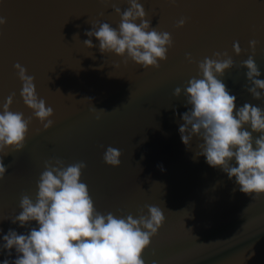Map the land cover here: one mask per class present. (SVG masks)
Instances as JSON below:
<instances>
[{
    "label": "water",
    "instance_id": "1",
    "mask_svg": "<svg viewBox=\"0 0 264 264\" xmlns=\"http://www.w3.org/2000/svg\"><path fill=\"white\" fill-rule=\"evenodd\" d=\"M141 3L151 27L173 37L174 47L158 69L144 70L132 61L125 65V58L102 54L95 37L96 47L84 46L91 23L99 20L113 28L120 23L101 0H0V16L7 18L0 28V105L14 92L10 110L25 118L33 115L20 96L22 85L13 68L19 62L35 77L37 94L53 108L55 121L44 131L33 119L23 150L3 158L0 244L9 229L26 234L38 227L33 221L21 228L10 218L21 211L22 194L35 200L45 161L58 157L65 166L87 164L81 179L97 211L136 216L145 204L164 210L165 221L143 253L146 264H264V194L241 193L235 178L196 155L201 141L182 142L179 127L188 107L183 94L173 95L197 76V63H188L187 53L199 62L227 51L235 66L222 79L237 97V108L245 102L264 107V100L246 91L251 85L241 67L252 55L248 42L259 41L254 59L264 79V0ZM118 6L123 11L127 0ZM181 17L187 23L177 29ZM235 41L243 50L240 56L232 51ZM108 146L121 151L120 167L104 163ZM11 253L0 249V264L15 260V249Z\"/></svg>",
    "mask_w": 264,
    "mask_h": 264
},
{
    "label": "clouds",
    "instance_id": "2",
    "mask_svg": "<svg viewBox=\"0 0 264 264\" xmlns=\"http://www.w3.org/2000/svg\"><path fill=\"white\" fill-rule=\"evenodd\" d=\"M101 3L111 6L120 23L118 28L99 20L91 23V31L85 32L89 39L83 41L86 48L96 47L91 39L95 37L102 54L125 58V65L132 61L144 70L158 69L167 61L168 52L174 47L173 37L169 32L151 27L141 0H127L128 7L123 11L118 6L119 0H101ZM167 3L175 5L176 0H167ZM186 23L187 18L181 17L175 27L182 29ZM6 24L7 18L0 16V28ZM258 46L257 40L248 42L252 55L242 61L241 67L247 69L246 80L251 85L246 91L260 101L264 100V79L260 78L262 73L254 59ZM232 51L236 56L242 54L238 41L233 42ZM89 57L95 58L93 54ZM185 60L197 63L198 73L173 92L177 99L183 94L188 107L179 127L182 142L189 146L194 137L201 141L196 155L205 157L210 167L222 169L229 179L235 178L241 193L264 194V107L245 102L237 108V97L222 79L235 66L227 51L214 52L199 62L187 53ZM13 68L22 85L20 96L33 115L25 118L23 112L10 110L14 92L0 105V180L7 171L3 158L23 150L33 119L40 122L44 131L55 123L53 108L37 94L35 77L19 62ZM56 92L63 95L59 89ZM92 110L98 111L95 107ZM253 133L259 136L254 137ZM121 155L119 149L108 146L103 161L107 166L118 168ZM86 168L84 161L67 166L58 157L45 161L35 200L22 194L21 211L10 218L21 228L33 221L38 227L26 234L8 230L0 249H7L9 256L15 249L17 256L15 260L5 259L3 264H146L143 253L165 221L164 210L155 204H145L136 216L130 212L116 215L97 211L89 188L81 179ZM145 208L147 214H144Z\"/></svg>",
    "mask_w": 264,
    "mask_h": 264
}]
</instances>
